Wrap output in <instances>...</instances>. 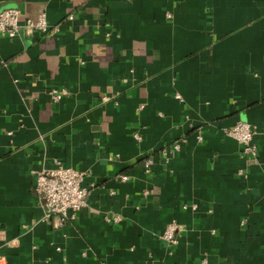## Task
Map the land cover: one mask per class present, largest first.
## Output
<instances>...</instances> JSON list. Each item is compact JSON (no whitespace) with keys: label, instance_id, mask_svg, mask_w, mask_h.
I'll return each instance as SVG.
<instances>
[{"label":"crops","instance_id":"1","mask_svg":"<svg viewBox=\"0 0 264 264\" xmlns=\"http://www.w3.org/2000/svg\"><path fill=\"white\" fill-rule=\"evenodd\" d=\"M8 9L59 31L0 43V264H264V0H0ZM241 121L256 159L229 135ZM55 160L92 186L72 221L34 191Z\"/></svg>","mask_w":264,"mask_h":264},{"label":"built area","instance_id":"2","mask_svg":"<svg viewBox=\"0 0 264 264\" xmlns=\"http://www.w3.org/2000/svg\"><path fill=\"white\" fill-rule=\"evenodd\" d=\"M73 20V16L69 17ZM30 33L39 32L44 35L54 36L59 28H50L47 23L45 13L39 14L36 20L30 18L21 20V14L16 9H8L0 12V43L3 38L13 39L19 36L21 29ZM51 97L55 102H60L68 92L66 90L52 89ZM110 97H104V102H109ZM257 134L256 127L247 122H238L230 130L229 135L233 137L242 146V155L256 159L259 149L254 143ZM140 141L141 135L136 134ZM186 140L177 142L169 149L163 151L167 156L169 152H179L183 148ZM154 163L153 158H149L146 163V169H149ZM35 176V194L38 200L42 201L50 211L49 215L56 216L61 222L72 221L88 205V199L91 194V187L85 185L86 173L76 171L67 167L61 160H55L51 167L43 168L33 172ZM241 176H245L240 171ZM123 181L128 180L127 176H122ZM187 208V207H185ZM113 224L121 222L120 216L107 218ZM179 227L173 223L169 225L161 238L170 245L177 244V232Z\"/></svg>","mask_w":264,"mask_h":264}]
</instances>
